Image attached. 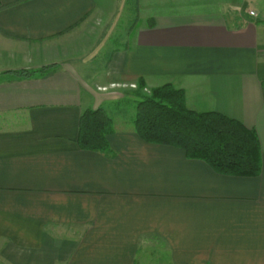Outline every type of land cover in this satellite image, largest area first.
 Segmentation results:
<instances>
[{
  "label": "crops",
  "instance_id": "0c3cea01",
  "mask_svg": "<svg viewBox=\"0 0 264 264\" xmlns=\"http://www.w3.org/2000/svg\"><path fill=\"white\" fill-rule=\"evenodd\" d=\"M138 8L123 47L106 49L114 11L97 0H0V264H138L158 243L171 264H264V7ZM141 80L254 129L261 174L221 175L145 142L136 112L112 107L135 104ZM88 109L112 119L106 151L79 146Z\"/></svg>",
  "mask_w": 264,
  "mask_h": 264
},
{
  "label": "trees",
  "instance_id": "16d2710c",
  "mask_svg": "<svg viewBox=\"0 0 264 264\" xmlns=\"http://www.w3.org/2000/svg\"><path fill=\"white\" fill-rule=\"evenodd\" d=\"M49 69L39 72L46 74ZM36 73L15 74L27 78ZM145 88L141 80L135 92L134 119L136 131L145 142L182 149L188 158L204 161L221 175L255 178L261 174L262 148L254 129L216 112L191 111L185 92L172 85L153 88L149 94ZM113 131L112 119L103 109L85 110L80 119L79 146L106 151Z\"/></svg>",
  "mask_w": 264,
  "mask_h": 264
},
{
  "label": "rangeland",
  "instance_id": "374dc122",
  "mask_svg": "<svg viewBox=\"0 0 264 264\" xmlns=\"http://www.w3.org/2000/svg\"><path fill=\"white\" fill-rule=\"evenodd\" d=\"M98 1V8H102L104 10H112L114 11L111 15L114 16V20H107L110 25V44L109 47H106V49H120L123 47L124 42L127 41L128 32L133 24V20L135 19L134 16L136 15V18H139V10L140 8H137V6L140 5V2L142 3H150L152 5L157 4L160 2V4H164L169 0H139V3L136 2V0H97ZM177 1V0H176ZM183 2H186L188 0H182ZM196 1V0H192ZM261 4L264 7V0H260ZM166 5V4H165ZM166 10L168 8H155L156 10ZM171 9V8H170ZM179 9V8H177ZM153 8H150V11H152ZM147 8L143 9V19H146L147 17ZM145 22V20H144ZM104 24V23H102ZM108 24V23H107ZM97 81L104 80L103 77H100L96 79ZM138 88V86H136ZM137 90V89H136ZM151 89L145 88V93H150ZM135 98V97H134ZM131 100V99H129ZM127 100H124L120 102L116 106H112L113 108L116 107L114 110V113H118V117L124 120H127L133 112H136V104L131 102H126ZM125 125H130L125 124ZM139 263L138 264H171L170 261V254L169 252H166V247L162 244H159L155 246V250H149L148 252H145L143 254H140L139 257Z\"/></svg>",
  "mask_w": 264,
  "mask_h": 264
},
{
  "label": "built area",
  "instance_id": "2783aa9c",
  "mask_svg": "<svg viewBox=\"0 0 264 264\" xmlns=\"http://www.w3.org/2000/svg\"><path fill=\"white\" fill-rule=\"evenodd\" d=\"M248 13H249L250 16H252V17H254V18H258V16H259L258 13L255 12V11H253V10H249Z\"/></svg>",
  "mask_w": 264,
  "mask_h": 264
}]
</instances>
